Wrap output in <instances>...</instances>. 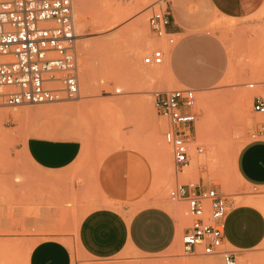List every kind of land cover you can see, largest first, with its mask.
<instances>
[{"label":"rangeland","instance_id":"1","mask_svg":"<svg viewBox=\"0 0 264 264\" xmlns=\"http://www.w3.org/2000/svg\"><path fill=\"white\" fill-rule=\"evenodd\" d=\"M154 1L73 0L79 95L54 103L0 106L1 111L11 113L0 116V219H4L0 246L9 251L0 264H27L29 251L39 239H24L37 230L25 228L22 216L38 215L43 210L58 214V230L72 251V264H224L220 255L185 254L181 234L172 247L159 254L127 251L110 259H94L77 247L75 230L83 214L98 206L135 210L146 204H171L184 228L192 220L186 203L169 199V190L176 183L214 187L229 195L232 206L246 199L264 200L259 199L264 192L243 186L234 169L238 150L264 137L256 134L264 117L252 110L253 97L264 95V9L228 19L213 13L205 0H172L175 45L186 42L184 47L190 49L203 43L219 55V60L210 79L199 81L184 62L176 79H170L165 64L142 62L157 43L147 26V8ZM139 19L143 24L130 30ZM168 45L164 43V47ZM191 60L195 66L205 63L198 56ZM145 71H156L157 75L150 79ZM86 73L91 82L87 93ZM249 83H255L254 87L249 88ZM180 84L202 93L196 92L194 110L198 115L188 143L189 165L176 174L170 147L163 138L167 122L155 111L154 95ZM203 105H207V113ZM30 135L79 140L81 155L62 171H40L23 149ZM161 149H166V159H161ZM119 151L137 156L140 171L145 174L147 168L149 172L148 179L140 178L139 184L144 183L141 195L136 194L140 199L134 197L130 204L111 202L97 178L104 158ZM190 167L192 175L187 174ZM123 169L119 168L121 178L126 177L128 168ZM227 247L236 250L229 244ZM243 253L237 256L238 264L250 257L264 263V245Z\"/></svg>","mask_w":264,"mask_h":264},{"label":"built area","instance_id":"2","mask_svg":"<svg viewBox=\"0 0 264 264\" xmlns=\"http://www.w3.org/2000/svg\"><path fill=\"white\" fill-rule=\"evenodd\" d=\"M172 0L148 6L147 26L156 45L144 54L145 65L165 62L174 44ZM78 34L73 0H0V106L54 103L79 95ZM164 43H162V42ZM249 88L255 83L247 84ZM196 90L180 86L156 92L154 107L167 122L163 138L170 147L175 173L189 165L188 143L198 113ZM252 110L264 117V95H255ZM264 136V122L257 131ZM197 151L202 152L198 147ZM169 199L185 202L192 220L181 236L187 255H220L224 264H238L236 250L228 248L225 225L231 209L229 195L214 187L176 183Z\"/></svg>","mask_w":264,"mask_h":264},{"label":"crops","instance_id":"3","mask_svg":"<svg viewBox=\"0 0 264 264\" xmlns=\"http://www.w3.org/2000/svg\"><path fill=\"white\" fill-rule=\"evenodd\" d=\"M205 1L213 13L228 19L244 18L264 9V0ZM175 21L173 15V31ZM185 44L186 42L176 44L171 48L164 62L170 79H176L180 73L181 62H184L191 74L197 75L199 81L210 79L216 73L215 64L218 63L219 55L209 51L208 47H211H205L203 43L190 49H186ZM193 56L201 58L204 65L195 66L191 60ZM194 89L197 94L202 93L198 88ZM23 149L36 169L58 172L68 168L80 157L82 144L71 138L30 135L24 142ZM137 163L138 157L125 151L109 155L101 162L97 178L111 202L130 204L136 198L140 199L144 183H139L145 177L148 179L149 172L146 168L143 174ZM234 165L243 186L264 192V137L244 144L236 154ZM124 167L128 168L126 177L121 178L119 168L124 170ZM198 186L205 188L199 184ZM134 197L136 198L133 200ZM259 199H264V195H260ZM58 221V214L53 210H43L38 215L23 214V226L37 230L24 236V239H39L29 251L27 264H72L73 254L61 239L64 238V233L58 230ZM2 224L4 219H0V225ZM186 228L187 226L180 227L171 204H146L135 210L103 205L83 214L76 226L75 240L83 254L99 260L110 259L127 251L153 255L172 247L178 235L182 236ZM224 234L226 242L236 249V256H244V251L255 250L264 245V212L253 204L231 206Z\"/></svg>","mask_w":264,"mask_h":264},{"label":"bare ground","instance_id":"4","mask_svg":"<svg viewBox=\"0 0 264 264\" xmlns=\"http://www.w3.org/2000/svg\"><path fill=\"white\" fill-rule=\"evenodd\" d=\"M79 1L80 0H77V2L79 3ZM110 16V15H109ZM144 18V17H143ZM139 24H143L142 23V19H139V20H137L136 22H134V23H132L131 25H130V30L131 29H133L134 28V26H136V25H139ZM140 26V25H139ZM175 46V43L174 44H172V45H168V47H167V49H168V54H169V52H170V50H171V48H173ZM167 58V57H166ZM166 60V59H165ZM164 64V63H163ZM145 74H146V76L147 77H149L150 79L151 78H153L154 76H156L157 75V72L156 71H153V72H149V71H145ZM166 74H167V76L170 78V76H169V74H168V71H167V69H166ZM83 81H84V88H86V89H84V91H85V93H87L88 92V90H89V86H90V77H89V75L86 73L85 74V76H84V79H83ZM197 92V91H196ZM202 108L203 109H206L205 110V112L207 113V105H203L202 106ZM244 112V111H243ZM3 115H6V117L8 116V115H11V113L9 112V111H1L0 110V116H3ZM19 114H16L15 116L17 117ZM4 119V118H3ZM160 152L162 153L161 155V159H166V149H161L160 150ZM188 172H187V174H189V175H192L193 174V171H194V169H193V167H190L188 170H187ZM189 175H186L187 177L189 176ZM241 203H243V204H253V206L254 205H256V208L258 207V208H260V209H262V211H264V200H261V201H257V200H253V199H246V200H242L241 201ZM176 207H178V206H176ZM181 209V208H180ZM179 212V211H178ZM177 213V212H176ZM175 214V213H174ZM177 215V214H176ZM226 245L228 246V243L226 242ZM8 249H6L4 246H0V259H4V257H6L7 256V254H8ZM243 262V264H247V262H252L253 264L254 263H256V264H264V263H262L260 260H258V257H250V258H245V260L244 261H241V263ZM240 263V264H241ZM180 264H183V263H180ZM190 264H216V262H214V261H210V262H207V263H204V262H201V261H193L192 263H190Z\"/></svg>","mask_w":264,"mask_h":264}]
</instances>
